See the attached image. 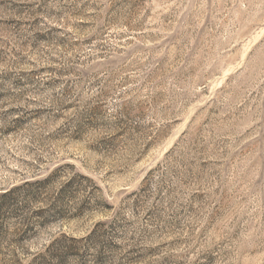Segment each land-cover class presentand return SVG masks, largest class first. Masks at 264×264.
<instances>
[{
	"label": "rangeland",
	"instance_id": "374dc122",
	"mask_svg": "<svg viewBox=\"0 0 264 264\" xmlns=\"http://www.w3.org/2000/svg\"><path fill=\"white\" fill-rule=\"evenodd\" d=\"M0 264H264V0H0Z\"/></svg>",
	"mask_w": 264,
	"mask_h": 264
}]
</instances>
